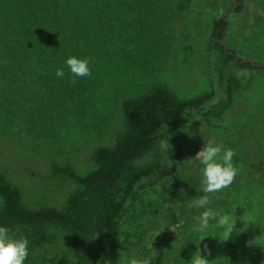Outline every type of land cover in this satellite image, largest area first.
<instances>
[{"label": "rangeland", "instance_id": "rangeland-1", "mask_svg": "<svg viewBox=\"0 0 264 264\" xmlns=\"http://www.w3.org/2000/svg\"><path fill=\"white\" fill-rule=\"evenodd\" d=\"M2 3L0 168L31 208L66 206L80 185L55 173V165H70L80 175L94 169L96 149L113 145L126 129V99L156 85L183 99L212 89L217 56L209 43L217 18L228 21L223 45L235 60L264 64V0H69V19L75 22H67L78 45L54 47L52 35L35 30L29 49L18 51L11 49V33L2 30ZM14 6L18 11V3ZM69 56L92 58V76L72 77ZM57 68L64 70L63 78L56 77ZM236 69L240 86L233 85L231 102L226 105L222 91L210 102L211 112L187 122L179 174L191 186L184 191L187 204L203 194L202 165L195 155L205 141L233 149L240 171L230 187L208 194L207 207L237 218L238 232L223 240L224 230L210 221L205 234L215 236L199 243L201 234L192 230L194 217L205 209L181 206L172 183L163 185L167 169L162 168L143 181L139 197L155 200L153 212L125 240L118 264L153 255L150 264H188L198 247L210 258L226 259V264H232L235 254L241 258L238 264H264V69ZM73 78L75 84L70 83ZM159 162L155 146L133 165L157 167ZM45 230L51 240L30 241L24 264H60L72 256L68 241L73 232L57 225ZM124 233H119L121 241ZM252 239L258 245L246 246Z\"/></svg>", "mask_w": 264, "mask_h": 264}, {"label": "trees", "instance_id": "trees-1", "mask_svg": "<svg viewBox=\"0 0 264 264\" xmlns=\"http://www.w3.org/2000/svg\"><path fill=\"white\" fill-rule=\"evenodd\" d=\"M69 0H2V30L10 32L11 49H29L32 32L42 31L49 36L54 47L78 45L72 23L67 21ZM18 3V11L15 9ZM242 5L237 6L241 10ZM16 12L17 14L16 16ZM74 14V12H73ZM224 16L216 19L209 50L216 54L212 63V89L199 96L183 99L169 88L156 85L150 92L126 99L123 113L126 129L111 146H99L94 153L96 167L85 175L78 174L70 165H55V173L71 177L80 185L68 198L64 208H31L22 201L21 191L2 173L0 168V226L20 231L30 241L45 244L51 239L45 228L57 225L69 229L74 237L68 241L70 259L60 264H118L121 250L141 222L153 212L155 200L140 198L143 181L158 170L167 169L163 185L172 183L177 201L186 207L185 190L191 186L180 177L179 168L184 154V133L187 122L195 115L212 111L209 104L225 92L228 105L238 83L236 67L264 69V64L241 62L224 48ZM61 36L60 42L57 37ZM234 52V51H233ZM236 73V74H235ZM237 84L233 88V85ZM224 109V108H223ZM222 109V110H223ZM162 139H169V152L159 147ZM159 149L160 162L135 166L133 161L153 147ZM126 225L124 240L119 239V228ZM98 234V235H97ZM217 254V253H216ZM209 264H226V259L215 255L210 258L201 253ZM218 257V258H217ZM241 258L233 255L230 263L238 264Z\"/></svg>", "mask_w": 264, "mask_h": 264}, {"label": "clouds", "instance_id": "clouds-1", "mask_svg": "<svg viewBox=\"0 0 264 264\" xmlns=\"http://www.w3.org/2000/svg\"><path fill=\"white\" fill-rule=\"evenodd\" d=\"M92 62L93 60L90 57L78 58L76 56H69L66 59V65L69 68L71 76L74 78L91 77L92 71L89 65ZM55 75L58 78H63L64 70L57 68ZM74 78L70 83H76ZM159 147L161 150L169 152V139H162ZM235 155L236 152L233 149L225 148L222 144H217L213 139L206 140L203 147L195 155L202 165V179L199 191L203 194L193 196L187 203V207L189 209H205L198 216L194 217L197 223L192 230L201 234L199 236V243L204 237L214 235L211 233L205 234L211 227L210 221H215V228L224 230L225 238L223 240H227L234 232H238L236 228L237 218L207 207L210 204L208 194L220 192L230 187L235 181L240 171L233 162ZM125 228L126 225H121L119 233L124 231ZM28 245L29 240L20 231L19 226H17L15 232L5 226H0V264H24L29 255ZM255 245H258L256 239L246 241V246L253 247ZM204 248L207 250L208 246L205 244ZM154 258L155 255L144 259H137L135 257L131 259L125 258L124 264H150ZM188 264H209V259L201 255L198 247L191 260L188 261Z\"/></svg>", "mask_w": 264, "mask_h": 264}, {"label": "water", "instance_id": "water-1", "mask_svg": "<svg viewBox=\"0 0 264 264\" xmlns=\"http://www.w3.org/2000/svg\"><path fill=\"white\" fill-rule=\"evenodd\" d=\"M224 46H225V45H224ZM236 60H238V59H236ZM247 61L251 62L252 64H256V63H254V62H252V61H250V60H246V59L241 60L242 63H243V62H247Z\"/></svg>", "mask_w": 264, "mask_h": 264}]
</instances>
